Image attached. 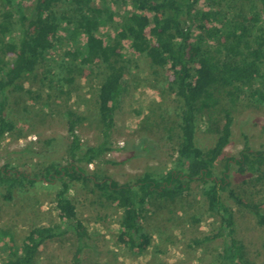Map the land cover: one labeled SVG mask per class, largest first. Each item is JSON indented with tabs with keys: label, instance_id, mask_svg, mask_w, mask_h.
Instances as JSON below:
<instances>
[{
	"label": "trees",
	"instance_id": "16d2710c",
	"mask_svg": "<svg viewBox=\"0 0 264 264\" xmlns=\"http://www.w3.org/2000/svg\"><path fill=\"white\" fill-rule=\"evenodd\" d=\"M31 1L0 0V147L18 130L9 113L11 94L23 89L19 82L25 75L50 60L61 41L60 33L72 49L51 84L56 79L61 87L71 86L76 78L89 77L95 69L106 70L97 100L100 141L86 145L79 133L86 118L69 111L66 165L53 161L39 168L26 165L25 170L11 165L0 168V187L6 201H12L16 192L25 193L45 182L61 184L56 195L60 223L32 228L20 245L11 229L1 228L0 264H35L45 243L69 233L78 240L70 264H83L89 232L77 218L76 205L69 197L72 183L92 184L106 203L122 211L118 242L141 254L152 243L143 224L144 213L153 202L176 204L198 182L203 183L208 210L220 217L215 236L223 240L220 264H257L247 257L245 245L236 238L234 212L223 199L228 194L238 205H245L231 188V167L235 165L236 175L263 179L264 150H253L245 136L239 155L228 160L219 176L216 170L231 142L235 123L233 111L220 108L222 102L236 106L245 100L264 107V0H112L126 4L127 10L117 35L108 41L98 34L114 22L107 0H98L99 6L97 0H34L30 12ZM234 2L249 5V14L236 15ZM202 3L210 10H202ZM206 21L215 25L208 28ZM125 40H131L135 51L154 67L172 72L170 86L181 106L173 167L161 176L145 172L131 183L121 184L107 175L90 172L89 167L115 150L116 113L130 71V61L122 50ZM218 110L223 122L215 118ZM204 118L208 119V131L217 135L215 144L206 151L197 145ZM54 144L63 146L58 139L46 140L49 147ZM260 219L264 225V216Z\"/></svg>",
	"mask_w": 264,
	"mask_h": 264
},
{
	"label": "rangeland",
	"instance_id": "374dc122",
	"mask_svg": "<svg viewBox=\"0 0 264 264\" xmlns=\"http://www.w3.org/2000/svg\"><path fill=\"white\" fill-rule=\"evenodd\" d=\"M34 5V0L29 3L30 12ZM96 5H100L98 0ZM107 5L113 11L114 22L98 33L106 41L117 35L127 10L126 4L112 0H107ZM232 6L236 15L249 14L247 4L234 2ZM201 9L210 10L205 3L201 4ZM206 23L208 28L215 25L212 21ZM149 33L148 29V36ZM59 36L61 41L56 44L50 60L33 74L25 75L19 82L23 89L11 94L9 113L18 130L1 144L0 168L11 165L25 170L26 165L39 168L53 161L66 165V145L70 142L66 114L69 111L86 118L79 127L86 145L93 146L100 141L97 100L106 70L95 69L89 77L76 78L71 86L63 84L61 87L56 79L51 84L53 75L59 73L60 64L66 62L72 49L61 33ZM122 50L130 61V71L126 75L127 89L121 108L116 113L115 150L89 167L90 172L107 175L121 184L131 183L145 172L161 176L173 167L181 106L170 86L172 72L154 67L147 57L135 51L131 40L123 41ZM220 108L232 110L235 123L231 142L218 161V176L228 160L243 150L245 136L253 150H264V107L241 100L236 106L223 101ZM215 118L222 121L219 110ZM209 128L208 119L204 118L199 125L197 145L205 151L217 140V135L210 133ZM48 139H58L63 146L49 147ZM235 170L233 165L231 188L245 205H238L228 194L223 201L234 212L235 236L245 245L247 257L264 264V225L260 223V217L264 216V178L236 175ZM60 189L59 181L53 185L45 182L25 193L16 192L12 201H6L4 188L0 187V229H11L20 245L32 228L59 224L56 195ZM202 190L203 183L198 182L176 204L152 203L143 220L152 243L140 254L118 242L122 211L106 203L92 184L72 183L69 197L76 205L77 218L89 232L83 264H220L223 240L215 236L221 221L208 210ZM205 238L210 239L196 244ZM77 247L78 240L73 233L48 241L40 248L35 264H70ZM2 259L0 254V262Z\"/></svg>",
	"mask_w": 264,
	"mask_h": 264
}]
</instances>
